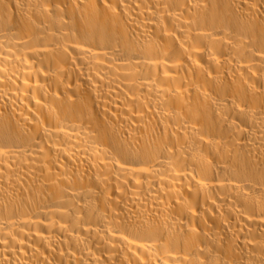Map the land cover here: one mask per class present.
<instances>
[{"label": "bare ground", "instance_id": "obj_1", "mask_svg": "<svg viewBox=\"0 0 264 264\" xmlns=\"http://www.w3.org/2000/svg\"><path fill=\"white\" fill-rule=\"evenodd\" d=\"M0 264H264V0H0Z\"/></svg>", "mask_w": 264, "mask_h": 264}]
</instances>
